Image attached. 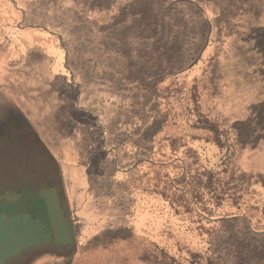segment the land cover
<instances>
[{"label": "rangeland", "instance_id": "1", "mask_svg": "<svg viewBox=\"0 0 264 264\" xmlns=\"http://www.w3.org/2000/svg\"><path fill=\"white\" fill-rule=\"evenodd\" d=\"M24 128L75 246L15 264H264V0H0V195Z\"/></svg>", "mask_w": 264, "mask_h": 264}, {"label": "water", "instance_id": "2", "mask_svg": "<svg viewBox=\"0 0 264 264\" xmlns=\"http://www.w3.org/2000/svg\"><path fill=\"white\" fill-rule=\"evenodd\" d=\"M13 197L18 199L22 194ZM38 197L45 203L48 222L28 212L9 216L0 211V264H7L25 251L50 243L68 246L73 242L75 228L66 221L57 188H42Z\"/></svg>", "mask_w": 264, "mask_h": 264}, {"label": "flooded vegetation", "instance_id": "3", "mask_svg": "<svg viewBox=\"0 0 264 264\" xmlns=\"http://www.w3.org/2000/svg\"><path fill=\"white\" fill-rule=\"evenodd\" d=\"M15 132H17L15 133L17 135L14 138L18 139L14 144L15 153L13 155L14 165L18 168L15 179H26L27 183L19 189L10 187L4 194L0 195V211L5 212L9 216L15 215L18 208L25 204L41 213V219L48 222L45 203L38 197V191L42 188L55 187L59 192L67 221V212L63 205L60 186L61 177L56 162L46 153L39 139L30 131L24 128ZM14 194H22V197L14 199ZM67 223L69 222L67 221ZM72 237L73 242L68 246H56L53 243L49 245L69 252L75 246L74 235ZM15 261H17L16 258L7 264H15Z\"/></svg>", "mask_w": 264, "mask_h": 264}, {"label": "crops", "instance_id": "4", "mask_svg": "<svg viewBox=\"0 0 264 264\" xmlns=\"http://www.w3.org/2000/svg\"><path fill=\"white\" fill-rule=\"evenodd\" d=\"M135 246L137 247V245L135 244ZM71 251V250H70ZM69 253V252H68Z\"/></svg>", "mask_w": 264, "mask_h": 264}]
</instances>
